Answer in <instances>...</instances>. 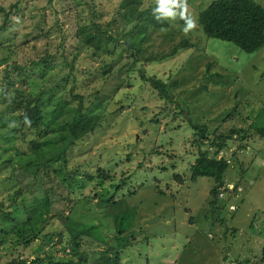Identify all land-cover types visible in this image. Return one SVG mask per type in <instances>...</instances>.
Instances as JSON below:
<instances>
[{"label":"rangeland","instance_id":"374dc122","mask_svg":"<svg viewBox=\"0 0 264 264\" xmlns=\"http://www.w3.org/2000/svg\"><path fill=\"white\" fill-rule=\"evenodd\" d=\"M213 1L0 0V26H4L0 31V204L8 212L14 206L20 210L13 213L14 220L0 225V264L16 260L79 264L61 214L74 208L78 219L98 222L97 232H102L108 220L97 206L96 194L101 188L116 194L112 186L123 178L115 196L121 200L116 201L115 214L123 211L133 216L127 222H115L126 228L121 236L129 242L120 248L118 264H264V139L250 127L256 123V114L264 116V48L246 54L231 43L203 36L197 25L198 10ZM254 1L264 8V0ZM77 3L85 4L83 15ZM15 4L17 8L4 23L1 10ZM139 7L174 12L172 22L180 34L174 29L155 30L143 40L142 31L134 32L132 44L140 50L135 68L146 76L179 83L172 95L185 105L181 110L160 99L133 70L135 52H127L121 40L113 47V55L94 53L77 41V30L86 27L83 21L92 11L98 13L100 23H108L119 21L117 11ZM186 17L188 23L181 22ZM112 28L115 35L123 31ZM181 39L196 44L195 48L171 55ZM61 40L68 63L47 72L42 65L35 67L34 61L46 52L60 59ZM3 58L8 59L6 63L1 62ZM12 64L19 71L7 68ZM6 73L13 83L10 86L4 79ZM214 74L220 77L209 78ZM44 88L51 93H42ZM16 90L31 96L40 93L45 101L44 121L54 124L52 128L42 125L46 133L41 138L24 125L22 132H13L19 120L17 113L10 120L7 104L16 97ZM79 113L91 124L99 117L100 123L67 148L64 166L59 161L55 164L92 176L99 167L111 168L115 176L109 175L102 186L96 184V177L88 182L82 175L75 176L86 183L79 192L70 193L78 190L77 183L68 188L52 173L47 178L46 171H40L33 179L18 170L17 157L29 151L28 142L34 139H39L53 161L55 152H62L69 141L57 126ZM192 124L207 127L206 140L196 135ZM230 130L235 132L223 153L230 161L223 181L224 187L238 185L240 191L231 198L219 189L224 200L218 201L210 195L213 180H191L190 167L209 147L206 142L227 136ZM241 142L247 145L241 147ZM39 162L44 164L42 159ZM32 206L45 222L32 232L31 239L22 208ZM89 207L91 219H85L80 212ZM109 246L117 247L114 241L83 239L77 253L85 254L86 264H94L98 253Z\"/></svg>","mask_w":264,"mask_h":264},{"label":"trees","instance_id":"16d2710c","mask_svg":"<svg viewBox=\"0 0 264 264\" xmlns=\"http://www.w3.org/2000/svg\"><path fill=\"white\" fill-rule=\"evenodd\" d=\"M77 6H79V3H77ZM79 7L81 8L80 13L82 14V12L86 9L85 4L81 3ZM16 8L17 6L15 4L8 10H1V13L3 15L2 20L4 23L8 22L10 14L12 13L13 9ZM88 10H91V6L88 7ZM198 12L197 25L199 27L200 33H202V35L206 38L231 43L240 51L246 54H253L264 48V8L254 0H215L210 3L204 10H198ZM117 14L120 15V19L118 22L112 21L108 23H100L98 13L96 11H92L90 16H92L93 19L89 18L90 16L85 17V21L83 22H86V24L84 25L86 27L80 26L81 28L79 27V30H77L76 37L79 45H82V47L86 49L93 50L94 53L113 55V47L119 45L120 40L121 43L125 45L127 52L130 53L134 50L132 44L134 32L138 35V32L142 31L144 35L142 36L143 40L147 38V32L150 33L151 31L155 30L165 31L167 33L170 30L174 29L177 34H180V32H178L177 28L174 27V23L172 22V17L174 16L173 11L162 13L159 12L157 8L139 7L137 9H123L121 11L119 10L117 11ZM181 20V22L185 23L188 21V18H181ZM113 25L117 29H122L123 31H117L118 33H116L117 35H115L114 33H112V31H110L111 29H113ZM37 27L41 28V33H43L42 25L38 23ZM127 28H130V30H126ZM2 30H4L3 25L0 26V31ZM45 35H47V33ZM195 45L196 44L191 43L188 39H181L180 42L174 46L171 55L177 53L179 50L194 49ZM63 46L64 41L61 40L58 46V48L62 50L59 60L56 59V55L46 52V54L41 57L40 60L38 59V61H34V66L39 67L42 65L44 68V72H47L59 65H66L68 62ZM134 52L135 53L133 54H135L136 58H134L131 63V66L134 67L133 70L137 71L140 74V78L144 82H148V84L152 87V89L155 90L160 99L167 102L170 106L176 105L181 110V107L185 105L181 103L179 99L175 100L172 95L173 88H175L179 83H169L155 77L146 76L143 70L135 68L136 64L140 60V58H138L140 50H134ZM133 56L134 55H132L131 57ZM162 58L164 59L165 57ZM7 60V58H3L1 62L6 63ZM127 64L128 63H125V65ZM69 67L72 69V65H70ZM7 68H12L16 72L19 71V67L17 66V64L9 65ZM19 75L21 76L23 74ZM214 75L216 76L211 75L209 76V78L220 77L218 74ZM4 79L7 81V86L13 84L12 81L9 80V76L7 73L5 74ZM15 93L16 97L11 98L9 103L7 104V110L11 115L10 120L14 117L13 115L15 113H17L16 118L19 120V127L16 128L13 132H22L23 128H21L20 126L24 125L28 130H34V134L38 133L39 138H41L42 135L46 133L41 128L42 125H47L48 127L52 128L54 124L53 122L44 121L45 115L43 112V107L45 105V101L41 99V94L39 93L37 96H31L17 90L15 91ZM42 93L49 95L51 91L48 88H44V91ZM49 98L50 96L48 97V99ZM62 105L63 103H60V107ZM164 109H168V106ZM184 109L187 112L186 114H188L189 109ZM256 118V123H254L253 125L250 124V127L258 136H260V138L264 139V116L256 114ZM99 123V117L94 121L93 124H91V122L85 116L79 113L77 117H73L68 121L59 124L57 126L59 131H64L68 136L69 141L66 148L62 152H55L53 161L51 157L45 154L44 150L41 148L39 139L29 141V151L27 153H21L17 157L18 170L24 172V174H30L33 179L38 178L37 175L40 171H46L45 176L47 178L52 173L56 176L57 181L60 180L62 184H67L68 188H71V186H73L74 184L76 185L77 183V186L79 187L78 190H70V193L76 191L79 192L81 189H83L86 183L76 180L77 177L75 176L78 175H82V177H84L88 182H91L93 177H96V181L98 182L96 184L102 186L103 182L106 179H109V175L110 177H112V175L115 176L111 168L105 170L104 168L99 167L97 168L95 174H93L92 176L89 173L83 174L82 172L71 171L55 164V161H59L61 165L64 166V164L66 163L65 158L67 148L70 145H74V142L82 141L88 134L92 133L97 128ZM191 127L196 130V135H198L201 140H206V126L192 124ZM216 129L219 130V128ZM234 132L235 130H230L227 136L222 134L218 136L217 139L206 142L209 147L205 148L198 154L193 165H191L190 167L191 180H196L202 177L210 178L213 180V186L210 189V195L213 198H217L219 189L226 188V186L224 187L223 179L226 175L228 167H230V161L227 160L229 159V157L225 158L223 153H226L228 151V149H226L225 151L224 149L226 148V143L231 140ZM240 145L241 147H245L247 144L241 142ZM211 146L214 147L213 151V148ZM210 151H212V153ZM41 159L44 160V164H41V162H39ZM176 177L179 178L178 175H176L175 178ZM123 179H120L118 184L112 186V188H115L116 194L122 188L120 182ZM237 188L240 189L238 185L234 186V189ZM111 193V190L109 192V190H107L106 188H101V191L96 194V197L98 199L97 206L101 208L102 213L108 220V224L104 227V230L102 232H97V229L99 228L98 222L97 224H94L89 220L88 221L90 223L86 222L85 220L82 221L81 219H78L76 213L79 212L76 210L74 211V208H72L69 213L61 214L65 231L68 235L69 247H74L75 251L72 253L73 255H77L79 257V264H86L87 261V258L83 252L77 253L80 250L83 239L92 238V243H99L100 240L110 241V243H113L114 241L117 245V247L109 246L107 250L98 253L99 258L94 262V264H118L120 259V248L129 244L128 240L122 238L121 236L122 234L126 233V228L117 226L115 222H127V218L130 217V215L133 216V214H123V211H119L115 214L117 209L116 204L117 202H121V200H117L115 198L116 194ZM86 198L87 197H82V199L88 200V198ZM19 211V208L14 206L12 210L8 212L7 210L2 209V204H0V225L14 220L13 213ZM22 211L25 214V223L29 226L31 233L35 232L38 229V226L40 227L44 225L45 218H43V215L38 214L34 206L26 207L25 209L22 208ZM80 213L84 215L82 216L83 218L91 219L89 217V215L92 213L90 207L84 209V213ZM80 228H83V230L80 231ZM33 236L34 234L32 233L31 239L33 238ZM25 241H27L26 243H28L29 239H26ZM249 262L245 261V263L241 264H250L251 262ZM13 264H25V262L23 260H16ZM65 264L75 263L68 261Z\"/></svg>","mask_w":264,"mask_h":264},{"label":"clouds","instance_id":"9594fccd","mask_svg":"<svg viewBox=\"0 0 264 264\" xmlns=\"http://www.w3.org/2000/svg\"><path fill=\"white\" fill-rule=\"evenodd\" d=\"M222 189V191H223V193H225V192H227V195H231L232 197L231 198H233V197H237L238 196V194H237V191H240V189L239 188H237V189H234V186L231 188V187H229L228 188V186H226V188L224 189V188H221ZM222 197V199H221V201H223L224 199V196H223V194L222 193H220V191H219V194L217 195V200L219 201L220 200V198ZM226 205H223V207H225ZM231 206H233V205H229L227 208H231ZM235 206V205H234Z\"/></svg>","mask_w":264,"mask_h":264}]
</instances>
